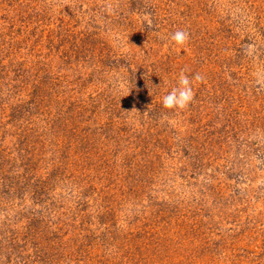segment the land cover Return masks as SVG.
I'll return each instance as SVG.
<instances>
[{
	"label": "rangeland",
	"instance_id": "obj_1",
	"mask_svg": "<svg viewBox=\"0 0 264 264\" xmlns=\"http://www.w3.org/2000/svg\"><path fill=\"white\" fill-rule=\"evenodd\" d=\"M0 264H264V0H0Z\"/></svg>",
	"mask_w": 264,
	"mask_h": 264
},
{
	"label": "clouds",
	"instance_id": "obj_2",
	"mask_svg": "<svg viewBox=\"0 0 264 264\" xmlns=\"http://www.w3.org/2000/svg\"><path fill=\"white\" fill-rule=\"evenodd\" d=\"M189 38V34L184 30H177L170 37L171 41L178 47H183ZM249 47L251 48L252 46ZM195 79L200 80L202 77L196 76ZM193 98L192 80L181 73L177 86L163 96L162 103L165 109L182 110L191 104Z\"/></svg>",
	"mask_w": 264,
	"mask_h": 264
}]
</instances>
